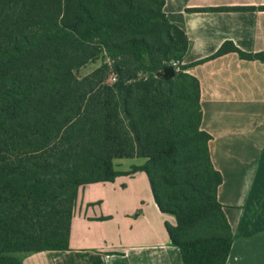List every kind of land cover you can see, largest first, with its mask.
Listing matches in <instances>:
<instances>
[{
    "label": "trees",
    "instance_id": "1",
    "mask_svg": "<svg viewBox=\"0 0 264 264\" xmlns=\"http://www.w3.org/2000/svg\"><path fill=\"white\" fill-rule=\"evenodd\" d=\"M164 6L0 0V264L67 250L78 189L113 182L114 161L128 158L147 159L130 173L145 172L160 211L175 217L166 229L183 264H226L234 236L201 129L200 83L186 66L156 78L189 49ZM230 52L264 62L232 42L212 57ZM102 55L104 65L75 76Z\"/></svg>",
    "mask_w": 264,
    "mask_h": 264
},
{
    "label": "crops",
    "instance_id": "2",
    "mask_svg": "<svg viewBox=\"0 0 264 264\" xmlns=\"http://www.w3.org/2000/svg\"><path fill=\"white\" fill-rule=\"evenodd\" d=\"M262 8L264 0L164 6L189 40L181 66L200 83L201 129L211 136V160L222 176L218 200L234 236L226 264H264V62L236 52L212 56L226 42L246 54L264 53ZM146 162L117 159L121 174L113 182L81 186L69 248L20 254L22 264H183L166 229L175 217L160 211L145 172L130 173Z\"/></svg>",
    "mask_w": 264,
    "mask_h": 264
},
{
    "label": "rangeland",
    "instance_id": "3",
    "mask_svg": "<svg viewBox=\"0 0 264 264\" xmlns=\"http://www.w3.org/2000/svg\"><path fill=\"white\" fill-rule=\"evenodd\" d=\"M106 62H107V59L105 56H103V55L99 56L96 60L89 62L88 64L84 65L83 67L76 69L74 71V74L77 78L83 79V78L89 76L91 73H93L96 69L100 68ZM171 62H173V61H171Z\"/></svg>",
    "mask_w": 264,
    "mask_h": 264
},
{
    "label": "water",
    "instance_id": "4",
    "mask_svg": "<svg viewBox=\"0 0 264 264\" xmlns=\"http://www.w3.org/2000/svg\"><path fill=\"white\" fill-rule=\"evenodd\" d=\"M177 72L173 66L169 65L162 69L161 71L157 72L156 78L163 80V81H171L176 78Z\"/></svg>",
    "mask_w": 264,
    "mask_h": 264
},
{
    "label": "built area",
    "instance_id": "5",
    "mask_svg": "<svg viewBox=\"0 0 264 264\" xmlns=\"http://www.w3.org/2000/svg\"><path fill=\"white\" fill-rule=\"evenodd\" d=\"M169 65L173 66L174 69L176 70V72H179L181 70V62L180 61H173L171 62ZM168 65V66H169ZM116 81V76L115 75H112L109 79V82L110 83H114Z\"/></svg>",
    "mask_w": 264,
    "mask_h": 264
}]
</instances>
